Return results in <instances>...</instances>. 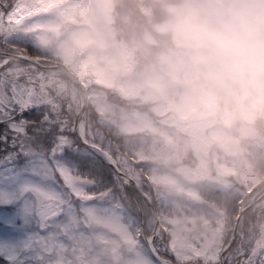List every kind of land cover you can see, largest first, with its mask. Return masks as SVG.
Returning <instances> with one entry per match:
<instances>
[{"label": "rangeland", "instance_id": "rangeland-1", "mask_svg": "<svg viewBox=\"0 0 264 264\" xmlns=\"http://www.w3.org/2000/svg\"><path fill=\"white\" fill-rule=\"evenodd\" d=\"M130 2L126 8L128 0H14L9 9L0 6V48L56 60L89 87L90 104L81 120L87 141L99 144L106 136L97 120L100 126L113 124L119 115L116 128L149 133L148 172L160 180L168 206L158 226L148 220L146 233L154 232L153 243L165 257L175 264L217 261L243 208L221 257L231 264H264V195L249 205L255 224L249 206L240 204L251 195L237 199L231 210V200L227 205L219 193L202 191L226 188L232 176L238 186L245 184L241 145L251 153L259 147L264 157V0ZM3 73L0 264H160L137 243L139 217L133 224L115 204L91 202L87 183L57 158L65 134H57V146L52 141L45 148L17 121L30 107L45 106L55 120L48 127L73 134L78 88L25 61L6 64ZM97 84L106 87L98 91ZM216 88L236 103L219 112ZM111 103L117 109L108 113ZM129 149V156L117 153L120 169L138 184L128 159L133 153L142 158L143 152ZM181 150H187L188 163L178 158ZM200 182L205 188L196 191ZM198 201L207 207L191 205Z\"/></svg>", "mask_w": 264, "mask_h": 264}, {"label": "trees", "instance_id": "trees-1", "mask_svg": "<svg viewBox=\"0 0 264 264\" xmlns=\"http://www.w3.org/2000/svg\"><path fill=\"white\" fill-rule=\"evenodd\" d=\"M11 1V2H10ZM14 0H0V6L5 7L13 3ZM130 1V0H129ZM138 4V3H137ZM136 4V6H137ZM131 5L130 7H132ZM139 10V9H138ZM140 11V10H139ZM1 49V48H0ZM186 53H189L186 51ZM186 55V54H185ZM245 76L247 77V70H243ZM236 82H233L229 84V86L232 88L231 90H235ZM250 82L246 84V86H249ZM103 86L105 85H96V89L99 91V89L102 91ZM87 91L89 92V87L86 85ZM217 92V100L220 102V107H217V110L220 112L223 109L227 107V105L232 101L229 99V95H226V93L222 92L220 89L216 90ZM230 92V91H229ZM229 100V101H228ZM228 102V103H227ZM236 103V102H235ZM117 105H114L111 103L110 108L111 110L108 111V113L113 112L117 109ZM233 106V103L231 104ZM45 107V106H42ZM263 106H260L262 110L264 109ZM35 108L31 107L28 112H24L21 114V117L17 121H22L25 128L32 129L31 131L34 133V137L36 142L34 144H41L45 148H49L52 144V141L56 143V146L60 143L59 138L57 137V134H65L64 139L66 140L65 144L60 143L58 146L57 151V158L61 159L63 162H65L68 166L71 168H75L77 171V174L79 173L82 180L87 183L85 187V191L92 194L91 201L95 203H101L105 205H112L115 204L119 211L123 212L126 216L129 217V222H132L133 224H138V215H137V208L135 203V198L132 195L130 191V187L126 183L125 180H122L118 178L116 173L113 169H111L107 164L103 162V159L101 156L85 149L75 138L74 134H69L62 131H55L54 125L49 124L53 127H48L47 122H45L42 119V116L39 114L37 115V111L34 110ZM51 115V114H50ZM53 116V115H51ZM120 116V115H119ZM119 116L114 117V122L116 123H107L106 125H99L101 123L97 120L95 123L96 126H98L100 131L107 130L106 136L102 135L101 139L102 141L98 144L102 148H107V151L111 154V156L115 159V162L118 167L121 168V163L118 160L117 153H126L129 156L130 147L131 146H137V150H140L143 152L142 158L136 157L135 154H131L133 158H129L128 162L132 168V170H136L140 176V181L138 183L139 187L142 189V191H145L147 195L149 196V199L153 205V208L155 210L156 217L159 220V214H162L166 211V208L168 206V201L165 200V195L167 192L163 191V186L160 183L159 179H153L150 176L149 168L151 165V161L153 160L151 158L150 151L152 148L150 147V137L149 133H144L142 131H123L118 128H116V125L119 121ZM97 117V115L95 116ZM147 139H144L146 138ZM260 149L259 147L257 148ZM256 151L255 153H251L247 149V144L241 145V152L243 154L245 164L243 165L242 171L240 170V173L242 174V177L248 176L247 179H245L243 182L245 184L239 185L236 181V178H234L232 175V181L230 186H226V188L222 187H216L211 185L209 188L210 190H204L205 193H212L215 191V193H219L218 199L220 198H226L227 205H230L229 200H231L232 208H236V200L237 199H244L247 195L258 191L263 182H264V157L261 154L260 150ZM187 150H181L178 152V158L182 157V160L188 161V157L186 156ZM133 170L134 173H136ZM79 176V175H78ZM132 177H134L132 175ZM78 179V177H77ZM81 180V179H80ZM204 187V183L200 182L196 186V191H199ZM205 188V187H204ZM115 189H118L115 191ZM222 192V193H221ZM175 197L179 195L178 193L174 192ZM202 193V192H201ZM209 193V194H210ZM137 200L142 208V214H143V222L144 227L147 233L150 232L149 227H147L148 220L152 219L153 221V215L150 210L149 205L147 204V201L139 194V192L136 191ZM240 197L238 198V196ZM207 198H210V196L206 195ZM196 196L194 197V199ZM174 199V201L171 203L172 207L174 209V203L178 204V202ZM198 203L200 206L207 207L204 203L202 204L200 201L198 202H192L191 205ZM202 204V205H201ZM197 205V206H198ZM121 208V210H120ZM202 208V207H201ZM172 209V210H173ZM206 209V208H205ZM251 207H249L246 212L249 214V216H252L250 212ZM231 221L234 220V213H232ZM253 220H256L257 224V218L252 216ZM255 218V219H254ZM128 220H125V222L129 223ZM160 222V221H159ZM224 224H227L226 221H222ZM249 222V220H248ZM229 227V226H228ZM230 229V227H229ZM229 229L226 228V233L222 236V243H224L228 238V231ZM137 243L138 245L143 246L145 249V245L143 244V241L139 237V234L136 235ZM156 246V245H155ZM157 250L162 256H165L164 252L159 249L156 246ZM147 251V250H146ZM151 258L154 260V258L151 256ZM215 261H210L209 264H215Z\"/></svg>", "mask_w": 264, "mask_h": 264}, {"label": "water", "instance_id": "water-1", "mask_svg": "<svg viewBox=\"0 0 264 264\" xmlns=\"http://www.w3.org/2000/svg\"><path fill=\"white\" fill-rule=\"evenodd\" d=\"M27 2L29 0H26ZM0 56L3 57V60L2 62L0 63V67L4 64V63H8L12 60H18V61H27V62H31L33 63L34 65L42 68V69H53L63 75H65L66 77L70 78L77 86L78 90L81 92V104H80V108L75 116V119H74V132H75V135L78 139V141L85 147L87 148L88 150L90 151H93V152H96L98 154H101L103 157H104V162L110 166L114 171L115 173L120 177V178H124L126 179L127 181L131 182L139 191V187L137 186L136 182L130 178L129 176H127L125 173H123L116 165V163L114 162V160L111 158V156L105 152L104 150H102L100 147H98L97 145L93 144V143H89L87 141H85L78 133L77 131V123H78V120L80 118V116L82 115V113L84 112V109L87 105V102H88V99H87V93H86V88L85 86L82 84V82H80L69 70H67L64 66L62 65H59L57 63H52V64H42L40 63V59L39 58H36V57H32V56H29V55H23V54H17V53H11V52H6V51H0ZM45 119L48 120V117L45 113L44 115ZM51 121V120H50ZM131 192H133V188L131 187ZM142 194L143 192L140 191ZM262 192H264V185L263 187L253 195V197H257L259 196L260 194H262ZM253 201V200H252ZM251 201V202H252ZM249 202L247 204V206L251 203ZM149 205L151 206V203L148 202ZM246 206V207H247ZM242 209L243 208H240L239 211H238V214H237V217L235 219V222H234V225H233V228H232V231H231V235H230V238L227 242V244L221 248L219 250V260L217 262V264H223V258L221 257L222 256V253L223 251L225 250V248L231 244L235 234H236V229H237V225L239 223V220H240V216H241V213H242ZM138 217H139V229H140V234H141V237L148 249V252L158 261L160 262L161 264H173L171 261H169L168 259H166L165 257L161 256L159 254V252L155 249L154 245H153V235H154V232L150 233L149 235H146L145 233V230L143 229V224H142V216H141V211L140 209L138 208ZM158 220L155 219V224H157Z\"/></svg>", "mask_w": 264, "mask_h": 264}, {"label": "bare ground", "instance_id": "bare-ground-1", "mask_svg": "<svg viewBox=\"0 0 264 264\" xmlns=\"http://www.w3.org/2000/svg\"><path fill=\"white\" fill-rule=\"evenodd\" d=\"M82 117L80 118L79 122H78V132L80 133V135L82 136Z\"/></svg>", "mask_w": 264, "mask_h": 264}, {"label": "flooded vegetation", "instance_id": "flooded-vegetation-1", "mask_svg": "<svg viewBox=\"0 0 264 264\" xmlns=\"http://www.w3.org/2000/svg\"><path fill=\"white\" fill-rule=\"evenodd\" d=\"M41 111V110H40ZM40 111H39V113H40Z\"/></svg>", "mask_w": 264, "mask_h": 264}]
</instances>
